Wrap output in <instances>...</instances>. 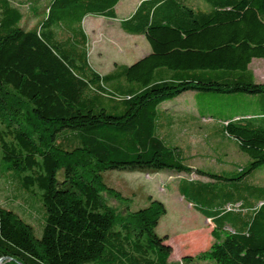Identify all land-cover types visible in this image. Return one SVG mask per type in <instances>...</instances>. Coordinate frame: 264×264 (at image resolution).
<instances>
[{"label": "trees", "instance_id": "1", "mask_svg": "<svg viewBox=\"0 0 264 264\" xmlns=\"http://www.w3.org/2000/svg\"><path fill=\"white\" fill-rule=\"evenodd\" d=\"M119 1L0 0L1 176L28 197L36 190L41 213L37 238L0 207V264H170L155 233L160 201L120 217L103 199L125 200L104 172L147 170L214 180L178 182L213 226L210 247L181 264H264V186L247 178L264 169V83L249 69L264 59V0H202L208 10L142 0L119 28L143 37L149 54L100 75L83 20H116ZM188 92L216 124L162 108ZM193 126L232 139L248 165L222 175L185 165L166 141Z\"/></svg>", "mask_w": 264, "mask_h": 264}, {"label": "rangeland", "instance_id": "2", "mask_svg": "<svg viewBox=\"0 0 264 264\" xmlns=\"http://www.w3.org/2000/svg\"><path fill=\"white\" fill-rule=\"evenodd\" d=\"M137 0H120L115 10L117 18L125 16V8L136 5ZM195 9L208 10L202 0H186ZM23 4V10L26 6ZM24 12V11H23ZM28 17V15H27ZM30 19V20H29ZM32 18L25 23L32 25ZM83 28L88 37V56L91 68L100 75L108 73L114 64L130 65L144 53L145 43L141 36L124 33L119 28L117 20L88 16L83 20ZM148 46V44L146 43ZM257 83H264V59H253L249 65ZM189 94L181 95L175 102L166 103L162 108L171 110L174 114L182 109L181 100ZM188 108L193 110V104ZM248 108V107H247ZM246 108V109H247ZM237 110L236 108H231ZM207 121L204 120L203 123ZM211 124L215 123L210 121ZM216 124V123H215ZM210 135L199 127L183 130L170 136L167 144L175 146L181 151L184 163L193 169L207 174L222 175L236 173L245 168L250 159L237 149L235 142L220 134ZM3 166L0 164V207L16 213L25 222L32 225L34 234L40 237L41 213L37 201L38 192L28 197L17 188L16 183L2 178ZM181 178L200 182H213L208 177L191 174H176L169 171L140 172L107 171L103 173L105 184L121 194L125 200L117 202L113 198L103 195L106 204L124 216L126 211L134 212L147 206L148 198L160 201L166 210L155 228V233L166 236V245L171 248L168 258L170 264H181V258L195 256L206 251L212 244L210 232L213 228L210 220L196 208L192 207L177 189ZM248 181L264 186V169L252 172ZM189 264H213L209 261Z\"/></svg>", "mask_w": 264, "mask_h": 264}, {"label": "crops", "instance_id": "3", "mask_svg": "<svg viewBox=\"0 0 264 264\" xmlns=\"http://www.w3.org/2000/svg\"><path fill=\"white\" fill-rule=\"evenodd\" d=\"M140 1H142V0H137V2H136V5L135 6H130V7H128V8H125V16L123 17V18H117L116 20L119 22L120 20H122V19H125V18H127L133 11H134V9L136 8V6L139 4V2ZM116 15H117V13H116ZM139 37V36H138ZM141 38H143V37H141ZM143 40H144V43L146 42L145 41V39L143 38ZM147 43V42H146ZM146 43H145V48H144V53L143 54H141L137 59L139 60V59H141V58H143L144 56H146L147 54H149V52H150V49H149V45L147 46L146 45ZM137 61V60H136ZM134 63V62H133ZM131 65V64H130ZM253 73V72H252ZM253 76H254V74H253ZM254 79H255V77H254ZM255 81H256V79H255ZM185 94H189V95H187V97L186 98H183L182 100H181V105H182V109H180V111H178V112H176L175 113V115H180V116H186V117H188L189 119H193V120H195V121H197L198 122V124H199V126H207V125H209L210 124V119H204V118H199V113H198V110L196 109V106H195V101H194V95L192 94V93H190V92H188V93H185ZM183 95V94H182ZM180 97V96H179ZM178 97V98H179ZM178 98H176L173 102H175L174 104H180V102H178V101H176V100H178ZM181 98V97H180ZM188 101H190V103L189 104H193V110H190V108H188L187 106H188ZM172 103V102H171ZM168 111H170V112H172L171 110H168ZM173 114H174V112H172ZM204 120H206L207 122L206 123H203V121ZM200 128V127H199Z\"/></svg>", "mask_w": 264, "mask_h": 264}]
</instances>
